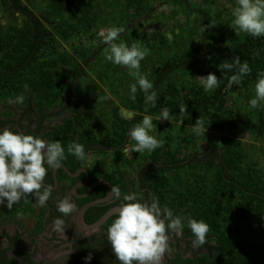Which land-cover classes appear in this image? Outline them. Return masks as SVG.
Listing matches in <instances>:
<instances>
[{
	"label": "rangeland",
	"instance_id": "374dc122",
	"mask_svg": "<svg viewBox=\"0 0 264 264\" xmlns=\"http://www.w3.org/2000/svg\"><path fill=\"white\" fill-rule=\"evenodd\" d=\"M39 16L49 34L58 41V51L39 58L30 68L0 88V122L26 125L27 132H36L41 117L48 115L36 136L49 141H64L65 148L70 143H79L86 147V158L81 161L93 169L97 176L106 173L126 177L132 188L136 187V171L141 163L152 157V152L135 153L128 132L141 121L135 122L138 115L147 114L150 107L138 98L131 99L129 84L134 80L128 75V69L114 65L106 59L107 46L99 37L101 29L120 27L117 43H126L129 47L135 43L146 50L141 61V72L153 83V90L167 92L166 100L189 98L195 93H203L214 98L216 93L227 91L228 77L218 79V87L204 91L200 78L214 73L217 78V49L212 45L215 39L224 34L231 42L235 30L230 26L233 20L232 9L235 0H22ZM29 19L17 13L10 0H0V61L8 53L15 51L18 39L28 27ZM214 22L215 26H210ZM206 27L207 38L202 44ZM246 33L237 36L244 37ZM97 37H93V36ZM197 52L196 57L192 54ZM187 56V59L185 58ZM177 60L180 64L174 68L155 89L156 79L163 69ZM73 84L72 100H69V87ZM4 83V82H3ZM27 85V89H25ZM174 85L176 92L168 86ZM138 91L139 88H138ZM137 91V92H138ZM24 94L23 105L7 103L9 98ZM254 86L247 91L231 92L225 95L226 101L217 100L210 106V112L202 121L205 134L199 136L191 132L195 125L188 113L179 117V113L170 114L172 121H158L160 115H151L153 132L163 141L161 154H174L177 159H186L219 147L225 153V146L233 139V170L237 178H245L253 169L264 167V131L259 132L260 114L264 115V103L256 109L249 106L254 97ZM70 102V103H69ZM80 111V116L74 111ZM131 113V116L126 115ZM218 117L219 124L214 125L211 114ZM205 124V125H204ZM127 131V140L123 147L115 148L112 139H118ZM63 138V141L59 138ZM94 144H89V141ZM240 142V143H239ZM71 156V155H70ZM171 156V155H170ZM169 159V156L168 158ZM210 166L205 162L194 161L190 165L164 169L159 174L164 184L154 185L151 190L161 206L171 208L176 215L191 217L197 221H207L209 208H215L212 188L220 170L218 160ZM182 196V198H181ZM231 197V205L241 198L238 192L217 197L222 199L223 207L218 209L219 220L224 224L226 234L234 239L237 252L227 255L220 264H264V215L256 206L251 207L243 218H234L226 209V198ZM35 202L19 209L15 216L0 217V237L4 243L10 234L21 231L23 235L34 221L37 213ZM210 245H217L213 239L210 224ZM50 229L43 240L50 238ZM23 238L29 241L28 235ZM193 237L186 226L183 235H170L169 251L162 264H176L177 257L196 260L208 255L207 264H211L216 250L212 253L206 246L193 248ZM31 242V247L35 242ZM47 242V241H46Z\"/></svg>",
	"mask_w": 264,
	"mask_h": 264
},
{
	"label": "clouds",
	"instance_id": "9594fccd",
	"mask_svg": "<svg viewBox=\"0 0 264 264\" xmlns=\"http://www.w3.org/2000/svg\"><path fill=\"white\" fill-rule=\"evenodd\" d=\"M231 14L233 20L230 26L235 30L236 35L246 33L253 38L264 37V0H235ZM215 25L211 22L210 26ZM123 31L124 29L120 27L99 31V37L107 46L106 59L114 65L128 69V75L134 80L129 84L131 99L135 100L139 88L144 93L145 103L155 106L157 92L153 90V83L140 70L146 50L135 43L130 47L123 42L117 43ZM218 67L223 73L225 71L234 73L229 78V87L233 84L239 85L242 78L251 72L249 63L242 62L238 56L232 63L225 61ZM257 75L255 94L249 101L252 109L264 103V72H259ZM199 78L200 85L206 92L218 87V78L214 73ZM24 101V94H19L9 98L7 103L23 105ZM186 111L187 106L181 103L179 117H182ZM126 115L131 116V113ZM173 119L167 108H162L157 117L158 121ZM190 128L196 136L207 132L199 119ZM153 129L151 115H144L142 121L129 130L128 136L135 142L132 145L133 152H152L162 147L163 141L150 134ZM67 153L80 161L85 160L87 155L84 145L75 142L68 144ZM65 159V148L59 141L49 142L38 136L7 128L0 130V205L6 204L8 209H13V206L22 200L27 201L28 194H33L35 204L45 207L53 192V187L44 183L46 176L60 169ZM111 192L121 203L116 219L107 229V240L119 264H162L165 254L169 251L170 235L174 233L176 237H181L185 222L193 237L191 241L193 248H200L207 242L210 229L203 220L197 221L191 217L176 215L171 208L166 205L161 206L155 196L149 203L141 202V198L135 193L122 195L117 186H113ZM74 208L75 204L65 197L59 201L57 211L62 216H68ZM53 229L56 232L65 230L64 220L61 217L54 220ZM91 259V256L85 257L86 261Z\"/></svg>",
	"mask_w": 264,
	"mask_h": 264
},
{
	"label": "trees",
	"instance_id": "16d2710c",
	"mask_svg": "<svg viewBox=\"0 0 264 264\" xmlns=\"http://www.w3.org/2000/svg\"><path fill=\"white\" fill-rule=\"evenodd\" d=\"M13 9L27 17L29 19L30 27L27 28L22 34V37L18 39L15 51L12 53H8L2 61H0V88L5 86V83L8 84L9 81L15 79L17 76L21 75L25 70L30 68L32 64L37 61L41 57L47 56V54H55L58 51L59 43L57 39L49 34L45 28L43 20L37 16L33 10L26 4L22 2V0H10ZM206 27L204 34L202 36V44L197 51L201 49L204 44V39L207 38ZM93 37H97L96 35ZM217 49L218 52V60H217V68L219 74L218 79L225 80L228 77H231L234 73L225 71L224 73L219 69V65L225 61L228 63H232L235 57H239L241 61H247L249 63V67L251 69L250 74L244 76L242 78V82L239 85L233 84L231 87L228 86L227 83V91L224 93L218 94L216 93L215 97L212 98L209 95H205L203 93H195L192 97L179 99L174 98L173 100H166V92H160L157 96L156 106L150 107L147 114L149 115H157L160 113L162 108H167L170 114L179 113V105L184 103L187 106L186 113L193 119L194 124L199 119L202 123L204 119L208 116L210 112V106L215 105L217 100L226 101L225 95H228L231 92H241L250 90L253 86H255V82L258 79V73L264 72V37L253 38L252 36L245 34L244 37L233 35L231 42H227V38L224 34H221L218 38L215 39V42L212 44ZM197 52L192 54V57H196ZM187 59V56L185 57ZM183 64L181 60H177L171 66L163 69L161 74L156 79L154 88L157 89L158 85L163 81V79L177 66ZM4 82V83H3ZM229 82V81H228ZM73 84L74 81L70 84L69 87V100L71 102L73 95ZM171 92H176L177 89L174 85L168 86ZM144 93L142 91H138L136 93V98H138L139 102H142L144 99ZM69 102V103H70ZM74 111L77 113V116H80V111L78 108L74 107ZM211 115V120L214 125L219 124L218 117L215 118L214 115ZM48 115H44L41 117L38 129L36 132H33L32 135L36 136L40 131L43 122L45 121ZM143 115H138L134 121H141ZM10 122V121H9ZM9 122H0V126H6ZM203 125V124H202ZM205 125V124H204ZM27 127V126H26ZM258 129L260 133L264 131V115L260 114V122L258 125ZM63 141V138H59ZM127 140V131L124 134L119 135L118 139L114 138L111 141V144L115 146V148L123 147ZM233 139L225 146L226 152L222 153L219 147L215 146L209 148L207 151L190 155V157L186 159H177L174 154L167 152V155H162L160 152L161 147L157 148L153 151V155L150 158H147L143 163L144 171L146 173L145 180L146 185L152 188L154 185L152 184H164V178L159 174V171L164 169H171L175 167H181L185 165H190L194 163V161L205 162L210 166L215 165L218 160V164L220 166V170L217 174V178L213 184L212 192L213 195L216 196V200L214 199L215 208H209V217H207V223L210 224L212 229V236L218 244L210 245L207 241L204 246L208 248L210 253L213 250H216L214 254V259L211 264H220V262L227 255L234 254L237 252V246L234 243V239L229 237L225 230L223 229V223L217 217L218 209L223 207L222 199L217 201V197L220 198L224 195L229 194V191L238 192L241 196L236 205H231L233 201L231 197L226 198L227 210L232 214L231 221L234 218H243L246 216L251 209V207L256 206V208L264 215V167L261 170L253 169L245 178H237L233 170V163L235 161L233 152L231 150L233 145ZM67 141H64L62 144H67ZM240 143V142H239ZM89 144H94L93 141H89ZM86 152V147H85ZM171 155V156H170ZM169 156V159H167ZM65 163H79L80 160H77L74 156L66 155V159L63 161ZM158 164V165H157ZM98 177V176H96ZM106 179L113 182L117 187H119L120 191H127L129 189V184L125 180V176L123 173L119 174H109L106 173L103 175ZM32 197H28L32 199ZM182 198V196H181ZM27 201L22 200L19 204L14 205L13 209H8L6 204L0 205V216H15V214L19 211L20 206L25 204ZM5 214V215H4ZM209 234L207 235V239L209 238ZM12 241L18 239L11 238ZM2 241H0V246ZM21 248V245L19 244ZM23 253H25L24 249H21ZM176 264H196L195 259L185 258L181 259L177 257ZM208 255H204L201 259H199L198 264H207ZM34 264V262H32ZM0 264H16L11 258L8 257L6 253V249H0Z\"/></svg>",
	"mask_w": 264,
	"mask_h": 264
},
{
	"label": "flooded vegetation",
	"instance_id": "af4514ba",
	"mask_svg": "<svg viewBox=\"0 0 264 264\" xmlns=\"http://www.w3.org/2000/svg\"><path fill=\"white\" fill-rule=\"evenodd\" d=\"M6 126H0V130L5 129ZM13 131L22 132L27 135H32L33 132H27L26 125H19L13 123L11 127ZM158 165V164H157ZM66 166L74 175L68 174ZM144 164L140 165L136 171L135 181L136 187L132 188L131 183H128L129 189L121 191V194L135 193L141 198V202H151L154 196L153 191L146 185V173L143 170ZM88 171V175L86 173ZM93 169L82 162L65 163L62 162L60 169L50 172L45 179V184H50L53 187L52 195L45 207H38L32 225L29 226L31 230L26 231L23 235L29 237V241L23 238L21 231L10 234L7 237V242L4 243L0 237L2 244L0 249H6V253L16 264H119L116 261L111 245L107 240V229L110 224L116 219L117 213H114L105 224L97 230H88L79 225L77 213L79 209L90 201L105 198L110 195L111 191L107 185L93 184L98 180H107L113 186V182L105 177H96ZM126 180V177H125ZM92 186V188H91ZM88 194L86 197L84 195ZM33 194H28L32 197ZM67 197L74 204L73 212L68 216H62L57 211L59 201ZM35 202V197L27 200L25 204L20 206H28ZM121 201L114 196L111 199L101 202L96 206H91L84 215L86 224H93L99 220L103 215L115 207H119ZM19 208V209H20ZM5 215V214H4ZM5 217V216H0ZM57 217L64 220L65 230L56 232L53 229V222ZM47 229H50L51 244H47L48 240H43L44 235L47 234ZM18 239L19 241H12ZM35 240L33 247L31 242ZM47 241V242H46ZM21 245V248L19 247ZM21 249L25 250V253ZM91 256L90 261H86L85 257Z\"/></svg>",
	"mask_w": 264,
	"mask_h": 264
},
{
	"label": "water",
	"instance_id": "95a60500",
	"mask_svg": "<svg viewBox=\"0 0 264 264\" xmlns=\"http://www.w3.org/2000/svg\"><path fill=\"white\" fill-rule=\"evenodd\" d=\"M64 169H66V171L68 172V174L70 175H74L66 166H63ZM86 173L88 175V171L86 170ZM97 184H104V185H107L109 188H110V191L113 187V185L107 181V180H98L96 181L94 185H97ZM92 188V186H91ZM88 194L84 195V197H86ZM114 194H112V192L110 193L109 196L105 197V198H101V199H97V200H94V201H90L88 203H86L85 205H83L78 213H77V219H78V222H79V225L82 226L83 228H86L88 230H97L98 228H100L103 224H105L107 222V220L114 214V213H118L119 211V207H115L113 209H111L110 211H108L105 215H103L99 220H97L95 223L93 224H86L85 221H84V215L86 213V211L91 207V206H96L98 205L99 203L101 202H105L109 199H111V197L113 196Z\"/></svg>",
	"mask_w": 264,
	"mask_h": 264
}]
</instances>
